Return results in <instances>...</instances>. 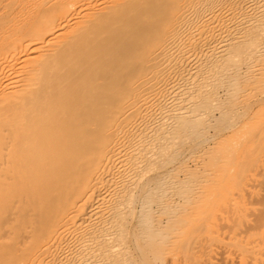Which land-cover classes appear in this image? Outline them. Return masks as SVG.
Instances as JSON below:
<instances>
[{"label":"bare ground","instance_id":"6f19581e","mask_svg":"<svg viewBox=\"0 0 264 264\" xmlns=\"http://www.w3.org/2000/svg\"><path fill=\"white\" fill-rule=\"evenodd\" d=\"M0 264H264V0H0Z\"/></svg>","mask_w":264,"mask_h":264}]
</instances>
